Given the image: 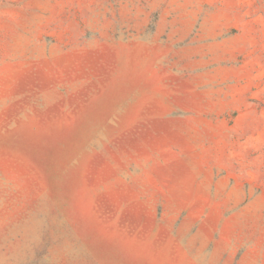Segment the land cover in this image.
<instances>
[{"label": "rangeland", "instance_id": "obj_1", "mask_svg": "<svg viewBox=\"0 0 264 264\" xmlns=\"http://www.w3.org/2000/svg\"><path fill=\"white\" fill-rule=\"evenodd\" d=\"M0 264H264V0H0Z\"/></svg>", "mask_w": 264, "mask_h": 264}]
</instances>
